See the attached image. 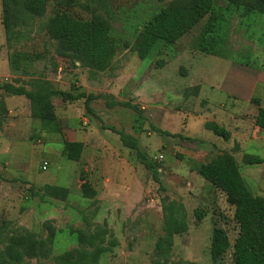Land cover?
<instances>
[{"label": "rangeland", "instance_id": "rangeland-1", "mask_svg": "<svg viewBox=\"0 0 264 264\" xmlns=\"http://www.w3.org/2000/svg\"><path fill=\"white\" fill-rule=\"evenodd\" d=\"M189 1L47 0L46 12L37 16L25 9L26 0L16 13L6 12L0 0V85L35 91L45 84L86 96L53 97L62 130L57 133L32 116L29 99L0 89V261L14 263L21 240L29 238L46 242L39 256L18 264H60L63 254L95 249L80 243V231L91 235L103 227L95 247L108 251L98 264H235V207L197 171L231 152L253 195L264 197V163L246 159L264 160L254 102L260 97L264 106V15L228 9L219 0L215 8L224 9L226 19L219 56L199 50L208 16L178 42H159L142 59L136 45L153 17ZM59 14L109 26L117 46L109 69L99 71L65 53L49 34ZM208 122L226 128L230 139L208 130ZM121 132L137 140L138 150L123 145ZM65 141L83 144L80 161L63 156ZM149 164L161 173L162 186ZM46 185L69 194L64 200L38 195ZM82 186L96 196L88 198ZM170 213L187 231L158 251ZM215 228H223L232 245L218 262L211 258Z\"/></svg>", "mask_w": 264, "mask_h": 264}, {"label": "trees", "instance_id": "trees-1", "mask_svg": "<svg viewBox=\"0 0 264 264\" xmlns=\"http://www.w3.org/2000/svg\"><path fill=\"white\" fill-rule=\"evenodd\" d=\"M15 6L10 7L11 0H3L5 11L16 13L19 10V1L13 0ZM219 0H190L184 6L169 7L153 17L149 25L140 36L136 50L142 59L149 56L155 45L159 42L174 44L192 30L206 17L209 19L202 32L199 50L212 56H219L218 45L222 40L221 31L225 23V10H217L216 3ZM228 4L227 8L242 10L244 14L264 15V0H222ZM47 0H26L25 9L34 15L41 16L46 12ZM6 30H10V22H5ZM49 34L59 41L65 53H72L83 60L88 66L99 71H106L111 67V62L117 51V46L112 38L109 26L101 19L81 20L68 14H59L53 18L49 25ZM7 93L13 96H25L30 100L32 116L39 119L45 129L52 132L62 133L57 121L53 97L63 96L66 100L77 101L85 98V94L74 95L60 92L50 86H40L35 91H28L24 87H16L12 84L0 85ZM259 110L255 121L257 127L264 131V108L259 104L260 100L255 99ZM89 106V103L87 102ZM206 128L216 136L225 140L230 139V132L214 122L206 123ZM162 133V132H161ZM120 140L123 145L131 150H138V142L132 136L121 132ZM83 153L81 142H64L63 156L69 160L80 161ZM247 163L260 165L264 160L259 156L247 155ZM149 169L153 173L154 180L161 186V173L153 164H149ZM198 174L206 181L210 182L227 196V201L235 207L234 218L239 226L238 236L233 244V260L235 264H264V197L255 196L244 181L239 170V163L236 157L227 152L216 157L208 164H203L198 168ZM86 186H82L84 194L88 198L96 196L92 191L87 194ZM38 195L54 197L64 200L69 194V190L64 187L46 185L39 187ZM169 212H171L169 210ZM169 214L166 219L165 235L160 240L156 248L164 251L173 246V237L187 231L183 220L173 218ZM198 219L202 215L198 214ZM98 234L88 235L86 232H79L80 243L89 242V246L95 249L92 251L75 249L72 252L59 257L60 264H98L102 254L108 249L101 245H96L95 240L103 236V227H99ZM95 235V236H94ZM46 241L23 238V251L15 256L14 263L0 261V264H18L25 256L37 257L41 253V247ZM114 240L112 245L115 246ZM227 232L223 228H215L211 245L212 261L218 262L223 259L227 251L231 248Z\"/></svg>", "mask_w": 264, "mask_h": 264}, {"label": "built area", "instance_id": "built-area-1", "mask_svg": "<svg viewBox=\"0 0 264 264\" xmlns=\"http://www.w3.org/2000/svg\"><path fill=\"white\" fill-rule=\"evenodd\" d=\"M48 167H49V164L47 162H45L43 165H42V169L44 171L48 170Z\"/></svg>", "mask_w": 264, "mask_h": 264}, {"label": "crops", "instance_id": "crops-1", "mask_svg": "<svg viewBox=\"0 0 264 264\" xmlns=\"http://www.w3.org/2000/svg\"><path fill=\"white\" fill-rule=\"evenodd\" d=\"M259 99H262V98H260V97H259ZM263 103H264V101H263ZM261 107H263V108H264V106H261ZM258 128H259V127H258ZM259 129H260V128H259ZM73 162H74V161H73Z\"/></svg>", "mask_w": 264, "mask_h": 264}]
</instances>
